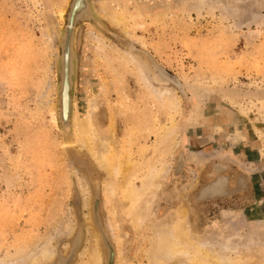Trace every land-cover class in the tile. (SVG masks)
Returning a JSON list of instances; mask_svg holds the SVG:
<instances>
[{
	"label": "rangeland",
	"instance_id": "rangeland-1",
	"mask_svg": "<svg viewBox=\"0 0 264 264\" xmlns=\"http://www.w3.org/2000/svg\"><path fill=\"white\" fill-rule=\"evenodd\" d=\"M85 2L70 25L67 0H0L4 264H28L48 240V264H61L77 241L72 264H86L81 181L91 198L101 196L102 229L93 212L91 223L112 236L117 264H198L193 252H166L179 224L211 264H264V0ZM74 114L79 123L90 115L131 163L128 179L115 176L114 198L106 187L114 179L90 146L95 137L84 143ZM166 133L169 145L155 152ZM155 166L166 170L132 203L126 191H142ZM139 205L137 220L131 208Z\"/></svg>",
	"mask_w": 264,
	"mask_h": 264
},
{
	"label": "bare ground",
	"instance_id": "bare-ground-1",
	"mask_svg": "<svg viewBox=\"0 0 264 264\" xmlns=\"http://www.w3.org/2000/svg\"><path fill=\"white\" fill-rule=\"evenodd\" d=\"M85 1L86 0H73V2L71 4H68V3H70V0H67V5H69L71 8L69 20H67V21H69L70 25L74 24L73 21H76V18L78 20L79 18L82 17L83 13H85L84 10L87 11V9H86V3L87 2H85ZM116 5H118V4H116ZM116 5L113 8V14H111V20L113 21L112 23H119L123 17V14H118V12H117L118 6H116ZM63 13H64V10L62 11V14ZM69 41H71V40H69ZM69 50L70 49H68V51ZM62 51H63V49H62ZM68 51H66V53L64 55V60H63L64 61V69L62 72V80H61L62 84L64 85L65 90L69 89V82H70V64H69L70 55L68 54ZM119 58H120V56H119ZM132 61H134V60H132ZM137 68H138V66H137ZM143 76H145V74ZM162 88L160 90L161 92L167 90L166 88L165 89H162ZM68 93H69V91H68ZM68 93L65 92L64 96L66 97V99L68 97ZM67 106H68V104H67V102H65L64 103L65 109L63 110V116H65L64 118H66L67 117L66 115L68 114V112H70L69 109L67 108ZM79 121H80L79 117L76 114H74L73 115L74 126L79 129V135H81L84 143L89 142V144H90V142H92L93 138L95 137L94 144H92L90 146L92 148V151L94 152L93 155L98 162V166L103 167L108 172V174L110 176H112L114 179V180L109 181L107 186H106L108 192L111 194V197L114 198L115 188L118 185L115 182V180H116L115 176L117 174H119L120 172H123L125 179H128L129 178L128 177L129 172L131 171L130 170V164L131 163L128 160L126 161L125 160L126 157H124L123 155L120 156L119 154H114L115 152L114 153L112 152V148H113L112 143L108 141L109 139L106 140L101 135L97 134V132L95 131V129L93 127L90 115L87 118H84V120H82V123H79ZM170 130H171V128H169L167 130V132H169ZM128 132H130V131H128ZM131 132H133V131H131ZM167 144L169 145L168 133L160 135L158 138V141H157L155 152H157V150H159V149L162 151H165ZM128 157H130V153H129ZM128 159H130V158H128ZM155 159L157 160L159 158H156V156H155ZM125 162H127L125 165L126 167L123 166V164ZM165 170H166L165 167H162V168H159V167L157 168L156 166L152 167V169L150 170V176H148V179L146 180V182L143 183V190L139 191L135 188H129L126 191V198L131 199L132 203L134 201H138L140 196H141V193L145 192L146 190H148L149 188H151L152 186L157 184V179H159L162 176V174L165 172ZM80 179L82 180L81 177H80ZM81 184H82L83 192L85 193V204L84 205L87 209L86 210L87 213L85 212L86 213L85 217H87L88 223L90 224L89 227H86V230H87V228L89 229V232L88 231L87 232L90 235L89 240H91V242L89 241L91 244L88 242V245H90L89 248L88 247L83 248L84 250L86 249L85 250L86 252L83 250L84 253L83 252L82 253L83 254L86 253L85 256L88 255L87 256L88 260L86 257L87 261H84V262H86V264H117V262H118L117 248L115 246L113 239L111 238L112 236L110 237V235L107 234L105 229H104L106 232L105 235L107 234L108 236L107 235L106 236L108 238L103 237L102 235H100L101 231L99 232L101 225H100V215H99L98 209H99V206L101 203V196L97 195L96 198L95 197L91 198V195L88 193L89 192L88 186H85L82 183V181H81ZM81 184H80V188H81ZM217 185L218 184H216V188H217ZM122 186L126 187L123 184H122ZM218 188H219V186H218ZM131 209H132L131 213H132L133 217H135V219L140 220L143 217V207L142 206H140V207H138V206L133 207L132 206ZM92 212L96 216V218H94V222L97 225V227L99 228V230H97L96 226H93L91 223L93 220ZM104 230H102V231H104ZM70 234H71V232H70ZM169 235H172V234H169ZM173 235H174L173 236L174 240H168V241L165 240V242H168L167 249H166L167 254L178 255V254L193 252V258L197 260L198 264H211V260H210V257H208V254H204V252L202 253V249H201L200 245L198 243H196V241L193 238H190L188 236L186 229H185V225L179 224L178 226H176ZM78 240H79V236H78ZM79 243L80 242L77 241L75 243V246L73 244V246H72L69 254L67 255V257L63 258V260L60 262L61 264H72L74 262V259L77 255ZM160 244L164 245V243L162 241ZM164 246L166 247V243ZM54 254H55L54 247H52L51 240H48V241H46L44 246L39 250V252H37V253L31 252L30 255H28V256L26 255L25 259H26V262L30 261L29 262L30 264H36L37 257L40 256V258H42V260H44V262L42 264H48L47 261H50V258L52 259L54 257ZM158 254H159V252L157 253V256H158ZM216 257H218V256H216ZM220 258H218V259H220ZM42 260H41V262H42ZM214 260L217 261V259H214ZM4 263H5V260H2V257H0V264H4Z\"/></svg>",
	"mask_w": 264,
	"mask_h": 264
},
{
	"label": "water",
	"instance_id": "water-1",
	"mask_svg": "<svg viewBox=\"0 0 264 264\" xmlns=\"http://www.w3.org/2000/svg\"><path fill=\"white\" fill-rule=\"evenodd\" d=\"M73 2V1H72Z\"/></svg>",
	"mask_w": 264,
	"mask_h": 264
}]
</instances>
